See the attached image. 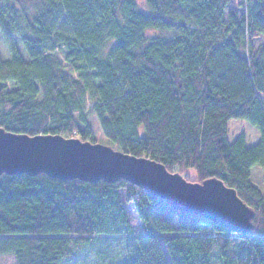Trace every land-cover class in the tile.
<instances>
[{"label":"trees","instance_id":"trees-1","mask_svg":"<svg viewBox=\"0 0 264 264\" xmlns=\"http://www.w3.org/2000/svg\"><path fill=\"white\" fill-rule=\"evenodd\" d=\"M232 1L0 0V29L24 49L0 57V128L97 143L92 114L114 149L188 181L194 168L195 182L216 179L252 210L240 233L124 179L1 173L0 258L59 264L113 236L128 237L116 264H264V193L252 177L264 175V1ZM230 120L254 126L258 142L229 139Z\"/></svg>","mask_w":264,"mask_h":264},{"label":"water","instance_id":"water-1","mask_svg":"<svg viewBox=\"0 0 264 264\" xmlns=\"http://www.w3.org/2000/svg\"><path fill=\"white\" fill-rule=\"evenodd\" d=\"M44 173L60 180L124 179L177 211L191 213L235 232L250 228L252 210L216 179L193 182L145 157L102 143L61 135L29 136L0 128V174Z\"/></svg>","mask_w":264,"mask_h":264},{"label":"rangeland","instance_id":"rangeland-1","mask_svg":"<svg viewBox=\"0 0 264 264\" xmlns=\"http://www.w3.org/2000/svg\"><path fill=\"white\" fill-rule=\"evenodd\" d=\"M36 0H24L25 3L30 4L31 2H35ZM139 7L142 9L146 8L145 0H137ZM244 0H233L229 7L234 6L236 3H241ZM264 1V0H263ZM238 11L241 12V8H238ZM263 41V36L252 40L253 46H258ZM17 47L22 54H24L23 46L20 42V39L15 36L4 35L0 29V57L3 59H7L10 57V47ZM88 121L91 126L92 133L96 136V141L98 143L109 145L113 148H116L114 145L108 143L100 130V125L98 123L97 118L94 115L88 116ZM229 128V139L232 137H237L239 134L245 136V140L248 145H253L258 142L259 134L257 129L249 124L245 120H230L228 122ZM140 131L142 132V128L140 127ZM185 176V175H184ZM253 180L259 186L260 190L264 193V175L258 170L255 169L253 171ZM188 179L190 181L195 182L197 180L196 171L194 168L188 169ZM121 197L124 201V208L126 211L127 219L131 226L132 235L141 234L143 232L141 227L140 219L133 208L131 202L125 201V190L120 191ZM206 224V228L209 229V226ZM206 230V229H204ZM210 230V229H209ZM207 231V230H206ZM211 231V230H210ZM212 232V231H211ZM128 241V237H123L119 239V237L113 236H104L92 245L85 246L75 252V254L63 261L59 264H116V260H121L124 250H126L125 243ZM9 260L5 258H0V264H7ZM213 264H220L218 260L214 261Z\"/></svg>","mask_w":264,"mask_h":264}]
</instances>
